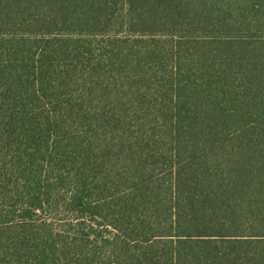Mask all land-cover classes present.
I'll use <instances>...</instances> for the list:
<instances>
[{
	"label": "trees",
	"instance_id": "1",
	"mask_svg": "<svg viewBox=\"0 0 264 264\" xmlns=\"http://www.w3.org/2000/svg\"><path fill=\"white\" fill-rule=\"evenodd\" d=\"M0 264H264V0H0Z\"/></svg>",
	"mask_w": 264,
	"mask_h": 264
}]
</instances>
